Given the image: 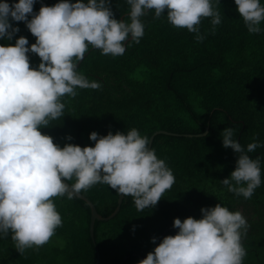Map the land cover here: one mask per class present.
I'll return each instance as SVG.
<instances>
[{
  "label": "trees",
  "instance_id": "obj_1",
  "mask_svg": "<svg viewBox=\"0 0 264 264\" xmlns=\"http://www.w3.org/2000/svg\"><path fill=\"white\" fill-rule=\"evenodd\" d=\"M7 2L11 5L13 0ZM56 2L34 0L33 13L41 4ZM212 6L220 12L221 22L213 26L211 17H202L198 25L202 39L185 27L173 26L166 12L156 17L154 10H147L140 17L144 35L139 42L127 40L122 55H105L90 46L77 71L101 87L77 88L75 96L62 97L64 115L40 129L61 147L93 145L91 131L105 135L135 127L149 138L157 130L170 132L156 134L151 148L172 170L171 188L154 207L142 211L133 197L124 196L114 217L94 222V240L87 202L75 195L54 197L62 217L54 235L63 244L47 242L20 254L11 233L0 234V264H95L97 253L98 264H136L165 230L160 239L177 231L174 217L200 218L201 207L216 203L233 211L251 207L248 217L243 215L247 221L241 235L243 264H264V21L261 30L252 33L234 0H212ZM109 7L116 19H130L126 0H110ZM10 23L19 31L11 41L0 43H14L20 35L29 44L35 42L23 21L10 18ZM27 55L30 66L36 67L38 54ZM228 126L245 148L253 141L260 145L249 153L261 161V184L250 198L228 191L220 181L235 168L237 158L231 147L222 146L220 133ZM80 193L104 217L114 211L119 194L102 183Z\"/></svg>",
  "mask_w": 264,
  "mask_h": 264
},
{
  "label": "clouds",
  "instance_id": "obj_2",
  "mask_svg": "<svg viewBox=\"0 0 264 264\" xmlns=\"http://www.w3.org/2000/svg\"><path fill=\"white\" fill-rule=\"evenodd\" d=\"M109 2L57 0L41 4L33 13L34 0H13L11 5L0 0V40L11 41L19 31L10 18L23 21L35 37L31 44L23 35L14 43H0V234L10 232L20 254L49 242L62 225L54 197L67 194L71 199L102 183L133 197L142 211L154 207L175 182L165 160L148 146L149 137L135 127L105 135L91 131L94 144L83 147L74 143L61 147L40 131L64 115L62 97L75 96L77 88L101 87L77 71V62L89 47L105 55H122L125 41L139 42L144 35L140 17L147 10H154L156 17L166 12L168 22L197 33V39L203 38L198 28L202 17H211L213 26L221 22L212 0H126L129 20L116 19ZM234 2L248 31L259 32L264 21L261 0ZM29 52L40 58L36 67L30 66ZM220 137L222 146L231 147L237 156L235 168L220 181L228 191L250 198L261 184L260 158L249 155L259 142L245 148L230 126ZM200 211V218L174 217L177 231L164 235L136 264H243L241 235L247 227L243 214L221 203Z\"/></svg>",
  "mask_w": 264,
  "mask_h": 264
},
{
  "label": "water",
  "instance_id": "obj_3",
  "mask_svg": "<svg viewBox=\"0 0 264 264\" xmlns=\"http://www.w3.org/2000/svg\"><path fill=\"white\" fill-rule=\"evenodd\" d=\"M125 46H126V41H125ZM82 60H80L79 62H77V66L80 64V62H81ZM158 133H164V134H171L170 132H167V131H165V130H157V131H155L151 136H150V138H149V147H151L152 146V141H153V138H154V136L156 135V134H158ZM203 134H206V132L205 133H203ZM68 183V182H67ZM75 196H77V197H79V198H81L82 200H84V201H86L87 202V204L89 205V207H90V211H91V216H90V224H89V231H90V235H91V237H92V239L94 240V222L96 221V220H109V219H111L112 217H114L117 213H118V211H119V209H120V205H121V203H122V200H123V194H118V198H117V205H116V207H115V209H114V211L110 214V215H108V216H106V217H104V216H102V215H100L98 212H97V210H96V208H95V206H94V204L91 202V200H89L86 196H84L82 193H76V194H74ZM166 231V230H165ZM164 231V232H165ZM163 232V233H164ZM162 233V234H163ZM162 234L161 235H159L158 236V238H157V241H156V244H157V242H158V240L160 239V237L162 236ZM155 244V245H156ZM99 263V254L97 253V259H96V262H95V264H98Z\"/></svg>",
  "mask_w": 264,
  "mask_h": 264
},
{
  "label": "rangeland",
  "instance_id": "obj_4",
  "mask_svg": "<svg viewBox=\"0 0 264 264\" xmlns=\"http://www.w3.org/2000/svg\"><path fill=\"white\" fill-rule=\"evenodd\" d=\"M252 211V209H251V207H245V206H240V212L243 214V215H246L247 217H248V214L250 213ZM49 242H51V243H59V244H63V241L60 239V238H58V237H56L55 235H53L52 237H51V239L49 240Z\"/></svg>",
  "mask_w": 264,
  "mask_h": 264
}]
</instances>
